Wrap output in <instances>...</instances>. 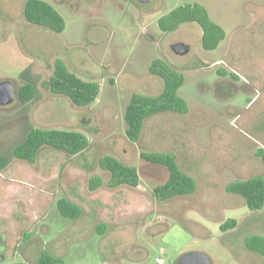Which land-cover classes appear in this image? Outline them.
<instances>
[{"label":"rangeland","instance_id":"374dc122","mask_svg":"<svg viewBox=\"0 0 264 264\" xmlns=\"http://www.w3.org/2000/svg\"><path fill=\"white\" fill-rule=\"evenodd\" d=\"M44 1L63 17V31L29 23L26 0H0V82L10 80L17 90L29 69L37 86L24 107L15 98L0 108V153L22 139L25 125L78 130L89 145L73 156L46 146L34 163L13 159L0 170V264H38L43 253L62 264H156L159 255L176 264L190 251L205 253L211 264H264L246 246L249 236L264 237V206L250 210L226 190L237 179L264 177L257 153L264 154V0ZM192 3L224 30L213 50L202 46L195 22L160 25L172 9ZM178 42L188 52L175 53ZM57 58L99 84L95 101L80 106L49 90ZM155 59L182 76L178 94L188 110L148 117L133 142L125 108L133 93L162 92V79L150 71ZM24 110L25 122L7 125ZM141 151L174 154L195 191L156 199L152 188L165 182L167 170L143 160ZM106 155L136 167L139 185L109 187L110 173L99 166ZM95 176L104 183L91 191ZM62 197L81 207L79 217L61 214ZM228 219L237 225L222 231Z\"/></svg>","mask_w":264,"mask_h":264},{"label":"trees","instance_id":"16d2710c","mask_svg":"<svg viewBox=\"0 0 264 264\" xmlns=\"http://www.w3.org/2000/svg\"><path fill=\"white\" fill-rule=\"evenodd\" d=\"M23 15L29 23L48 27L55 32L63 31L65 26L61 14L44 0H26ZM184 22H195L200 26L202 46L207 50L215 49L225 36L223 28L210 18L204 6L197 3L179 5L160 19L162 27L166 24L165 29L175 28ZM150 71L162 79L163 90L154 96L138 93H133L130 96L129 103L125 108L124 120L126 136L133 142L138 141L144 122L148 117L165 111L186 113L188 110L185 99L178 94V90L183 84L182 76L159 59L152 61ZM222 75L225 74L222 73ZM20 78L21 84L16 90V99L20 106L24 107L26 103L36 99L37 86L29 69L24 70ZM48 87L52 93L66 95L74 104L80 106L91 104L99 92V84L96 81L82 79L69 70L61 59H56L54 62ZM26 118L27 113L24 110L18 118L12 120L13 123L9 122L7 125L22 124ZM7 125L6 128H8ZM88 145L87 137L78 130L25 125L22 139L7 153H0V170L5 169L13 159L34 163L40 150L46 146L62 149L69 155H75L83 152ZM257 153L258 156H262L261 159L264 162V154L259 151ZM140 156L143 160L167 170L165 182L152 188L153 196L156 199L166 200L175 196L188 195L195 191L194 178L179 167L174 154L141 151ZM99 166L110 173V178L107 181L109 187H117L122 184L133 187L139 185L140 178L137 168L124 164L113 156L102 157ZM103 183L100 176H95L89 179L88 188L94 191ZM226 190L241 195L250 210H259L264 206V177L260 174L232 181L227 184ZM57 207L63 216L69 218H77L82 212L78 204L63 197L57 200ZM236 225L235 219H228L220 225V229L226 231L235 228ZM246 246L250 251L261 255L264 259L263 236H249L246 240ZM38 264H62V262L57 257L43 253Z\"/></svg>","mask_w":264,"mask_h":264},{"label":"water","instance_id":"95a60500","mask_svg":"<svg viewBox=\"0 0 264 264\" xmlns=\"http://www.w3.org/2000/svg\"><path fill=\"white\" fill-rule=\"evenodd\" d=\"M138 3L145 4L151 0H136ZM172 50L178 54L188 52L189 46L184 43H175L172 45ZM16 98L15 85L10 80H3L0 82V106H7L11 104ZM176 264H211L208 255L198 251L186 252L179 257Z\"/></svg>","mask_w":264,"mask_h":264},{"label":"built area","instance_id":"2783aa9c","mask_svg":"<svg viewBox=\"0 0 264 264\" xmlns=\"http://www.w3.org/2000/svg\"><path fill=\"white\" fill-rule=\"evenodd\" d=\"M162 251H163V249L160 248V252H161V253H162ZM154 262H155L156 264H166L164 258H162L160 255H159V256H156V257L154 258Z\"/></svg>","mask_w":264,"mask_h":264},{"label":"crops","instance_id":"0c3cea01","mask_svg":"<svg viewBox=\"0 0 264 264\" xmlns=\"http://www.w3.org/2000/svg\"><path fill=\"white\" fill-rule=\"evenodd\" d=\"M39 26V25H38ZM44 27V26H43ZM46 28H48V27H46ZM50 29V28H49ZM57 59H60V58H57ZM56 60V59H55ZM55 60H54V62H55ZM217 61H219V60H217ZM41 62H37L36 64H40ZM54 65V64H53ZM226 75V74H225ZM224 78L226 77V76H223ZM75 155H77V154H75ZM73 156V155H72Z\"/></svg>","mask_w":264,"mask_h":264}]
</instances>
